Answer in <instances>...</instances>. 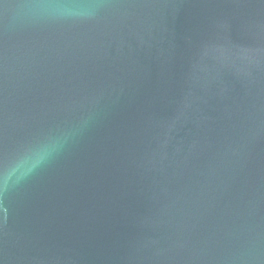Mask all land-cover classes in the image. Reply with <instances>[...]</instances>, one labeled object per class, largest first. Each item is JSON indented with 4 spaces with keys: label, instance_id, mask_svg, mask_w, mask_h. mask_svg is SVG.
Instances as JSON below:
<instances>
[{
    "label": "water",
    "instance_id": "1",
    "mask_svg": "<svg viewBox=\"0 0 264 264\" xmlns=\"http://www.w3.org/2000/svg\"><path fill=\"white\" fill-rule=\"evenodd\" d=\"M0 264H264V0H0Z\"/></svg>",
    "mask_w": 264,
    "mask_h": 264
},
{
    "label": "clouds",
    "instance_id": "2",
    "mask_svg": "<svg viewBox=\"0 0 264 264\" xmlns=\"http://www.w3.org/2000/svg\"><path fill=\"white\" fill-rule=\"evenodd\" d=\"M57 145L55 142L43 146L37 153H36V160L37 162L39 160L44 159L46 156H48L52 151L56 149Z\"/></svg>",
    "mask_w": 264,
    "mask_h": 264
}]
</instances>
